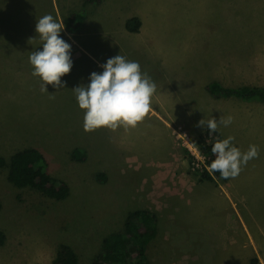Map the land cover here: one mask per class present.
Segmentation results:
<instances>
[{
	"label": "rangeland",
	"instance_id": "rangeland-1",
	"mask_svg": "<svg viewBox=\"0 0 264 264\" xmlns=\"http://www.w3.org/2000/svg\"><path fill=\"white\" fill-rule=\"evenodd\" d=\"M81 12L78 32L64 27L60 33L71 45L73 64L61 77L64 87L49 84L41 92L29 63L32 51L43 50L36 20L50 14L64 24ZM134 17L141 21L137 33L126 29ZM118 54L137 61L154 81L151 111L135 128L86 132L72 89L89 84L91 73H101V65ZM213 81L264 87V0H0V157L9 161L19 151L37 149L50 174L70 187L69 198L57 202L14 187L9 170L0 169V231L6 236L0 264H53L61 244L74 249L80 264H93L103 239L123 232L128 215L141 210L158 221V237L147 250L150 264H264V103L245 107L246 101L234 98L243 118L256 125L241 127L236 136L234 119L219 126L238 148L246 146L236 137L258 134L249 143L259 146V157L243 168L236 188L199 182L202 171L192 169L195 134L207 128L198 122L223 116L208 101L206 86ZM161 120L182 150L185 171L198 176L182 183L183 196L197 199L183 219L182 206L162 195L161 181L143 177L141 159L155 156L157 133L165 130ZM75 150L85 160H75ZM216 190L223 192L225 216L213 213L222 204L210 202Z\"/></svg>",
	"mask_w": 264,
	"mask_h": 264
},
{
	"label": "clouds",
	"instance_id": "clouds-1",
	"mask_svg": "<svg viewBox=\"0 0 264 264\" xmlns=\"http://www.w3.org/2000/svg\"><path fill=\"white\" fill-rule=\"evenodd\" d=\"M64 27L50 14L36 20L35 31L43 50L32 51L29 63L33 67L32 75L41 81V92H48L46 85L49 84L63 88L61 77L70 73L73 66L71 45L60 37ZM101 67V73H91L89 84L72 89L79 108L84 110V130L91 132L101 127L114 130L120 126L135 128L151 111L156 91L154 81L142 72L137 61L120 54L109 58ZM233 119L231 115L220 117L219 121L212 117L200 120L198 126H206L209 133H215L221 124L227 127ZM234 140L233 136L217 139L211 148L215 159L210 169L219 172L222 179H235L250 160L259 157L258 145L250 144L246 151H242L235 146Z\"/></svg>",
	"mask_w": 264,
	"mask_h": 264
},
{
	"label": "trees",
	"instance_id": "trees-1",
	"mask_svg": "<svg viewBox=\"0 0 264 264\" xmlns=\"http://www.w3.org/2000/svg\"><path fill=\"white\" fill-rule=\"evenodd\" d=\"M103 0H85V5H100ZM85 12L72 14L64 20L65 28L72 33L78 32ZM141 21L134 17L126 22V29L131 33L139 32ZM208 93L215 99L237 98L246 102L260 101L264 103V87L241 86L237 88L224 87L217 81L206 86ZM217 139H223L217 131L209 130L198 137L195 144L206 157V167L210 168L215 159L211 151ZM73 158L77 161L85 160L82 150H75ZM7 168L8 180L18 189H32L43 197L57 202L65 201L70 196L67 183L54 178L49 172V164L45 156L37 149H24L15 153L9 161L0 157V169ZM102 178L105 179L104 176ZM202 181L226 183L229 179H222L219 172L208 171L205 168L200 174ZM1 209V203H0ZM156 216L147 211H136L128 215L123 232L112 234L102 241V246L94 258L93 264H150L147 250L158 235ZM6 236L0 231V245L5 243ZM53 264H80L74 249L61 244L58 247Z\"/></svg>",
	"mask_w": 264,
	"mask_h": 264
},
{
	"label": "crops",
	"instance_id": "crops-1",
	"mask_svg": "<svg viewBox=\"0 0 264 264\" xmlns=\"http://www.w3.org/2000/svg\"><path fill=\"white\" fill-rule=\"evenodd\" d=\"M208 96H209V98H208L209 102L213 103L214 106H219L220 110H224L223 114H222L223 115L222 117H227V116L231 115L234 118V120L236 121V123H238L236 125V127H235V136L237 135V131L241 127L256 125V123L247 120L246 119L247 117L243 118L244 114L241 115L239 109L237 108V107H239V103H238V101L236 99H234V98L215 99L209 94H208ZM233 100L237 101V102L234 103L233 108L231 107L233 110L228 111V104H230L231 102H234ZM251 103L254 104V103H259V102L254 101V102H251ZM251 103L245 102L243 105H245V107H246V105L251 104ZM213 117L215 119H218V121L220 119V117H218L217 115H214ZM157 118L162 119V118H160L158 116H157ZM242 118L245 119L246 121L243 122ZM162 123L164 124L165 130L161 134L157 133V138H156L155 144H154V146L152 148V152L155 153V156L154 157L153 156L145 157V158L141 159L142 162H143V166L145 168V174H144L143 177L146 178V179L148 177H150L151 179H153L154 182L155 181H161L162 184H160V185L162 187V193L164 192V194H162V195L163 196L165 195V197H167L166 195H168V197L170 196L171 200L175 204H179L180 206H182V209H183V211H182L183 212L182 219H183L184 215L187 216L188 214H190V207L192 205H194V203H195V201L197 199H196L195 196L193 197V199H189L190 195L189 194L186 195V193H185V197L183 196L184 190H181V188L183 186L182 183L183 182L187 183V181H188L187 180V176H191L194 180H195V177H198V176L190 173V171H185L187 164L185 162H183L182 150L180 148H176L174 146L172 134H171V131L169 129L170 125L165 123L164 121H162ZM168 131H170V134H168ZM199 131H200V133L199 134H195V136L199 137L200 135H202L203 133L208 131V129L207 128L206 129H201ZM217 131L222 135L223 139H225L224 134H226L227 132L225 130L222 131L221 128H218ZM257 135H250V137L248 136L247 138H245V137L242 138V136L236 137V139H239V141H241L243 143V145L246 146V147H242V146L239 145L240 149H244L245 148L247 150L248 146L250 144H252L253 142H255L254 139L257 137ZM250 140H253V142L249 143ZM146 168L147 169L151 168L153 170H147ZM238 178L239 177H236L235 179L229 178V180L226 182L225 188L231 187V184L237 182ZM199 182L204 183L206 181H202L201 178H200ZM228 183H231V184L228 185ZM237 184L238 183H235V188L237 187ZM225 188L222 187L224 193L226 192ZM212 194L213 195H211L210 202L212 201V202L216 203L217 201H220L222 203V198H221L222 195H223L222 191H217L216 190ZM208 200H209V198H208ZM225 207L227 208V205H224V202H223L221 204L220 210H216V211L214 210L213 213H215V212H220L221 213L222 212V215L224 214V216H225V214L227 212H229V210H227ZM179 213L181 214V212H179ZM237 218H238V220L240 222V217H238V214H237ZM156 220H157V218H156ZM214 224H216L215 221H213V224L211 223V225H210V228H212L210 230H212V231H214ZM158 229H159V227H158ZM242 231H244V236L248 237L249 245L254 247L253 239H252V237L250 238V235L247 232V230L244 227V225L242 226ZM157 237H158V235H157ZM246 245H248V243L243 245V246H246Z\"/></svg>",
	"mask_w": 264,
	"mask_h": 264
},
{
	"label": "built area",
	"instance_id": "built-area-1",
	"mask_svg": "<svg viewBox=\"0 0 264 264\" xmlns=\"http://www.w3.org/2000/svg\"><path fill=\"white\" fill-rule=\"evenodd\" d=\"M195 150L198 152V154L193 153V155L197 158V162L195 161L193 163V171L197 172L199 170L203 171L205 168H207L208 171L211 169L209 167H206V157L201 153L200 149L198 146L195 144ZM200 154V156H199ZM201 157V158H200Z\"/></svg>",
	"mask_w": 264,
	"mask_h": 264
}]
</instances>
